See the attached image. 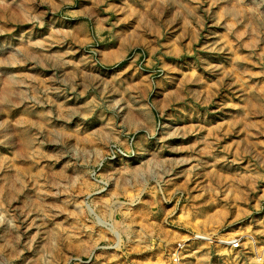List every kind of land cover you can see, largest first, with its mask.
<instances>
[{"label":"rangeland","instance_id":"1","mask_svg":"<svg viewBox=\"0 0 264 264\" xmlns=\"http://www.w3.org/2000/svg\"><path fill=\"white\" fill-rule=\"evenodd\" d=\"M0 264H264V0H0Z\"/></svg>","mask_w":264,"mask_h":264}]
</instances>
